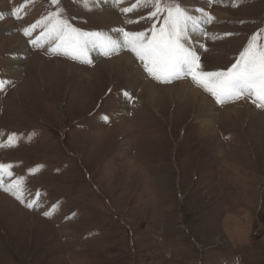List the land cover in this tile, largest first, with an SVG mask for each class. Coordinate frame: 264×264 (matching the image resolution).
<instances>
[{
    "label": "rangeland",
    "instance_id": "1",
    "mask_svg": "<svg viewBox=\"0 0 264 264\" xmlns=\"http://www.w3.org/2000/svg\"><path fill=\"white\" fill-rule=\"evenodd\" d=\"M205 1L204 12L227 15L201 25L204 71L231 67L253 34L264 44V0ZM55 7L0 0V80L9 82L0 91V143L15 136V146L0 147V164L12 165L0 176L5 187L20 180L24 200L0 190V264H264V109L246 97L225 103H237L240 115H215L211 134L187 100L175 104L160 89L149 106L118 69H96L114 54L95 51L86 64L50 53L45 40L33 45L44 31L37 22ZM60 7L75 28L107 32L79 0ZM120 8L125 31L150 36L158 26L151 8ZM123 51L144 79L188 80L217 104L191 77L158 82Z\"/></svg>",
    "mask_w": 264,
    "mask_h": 264
},
{
    "label": "snow or ice",
    "instance_id": "2",
    "mask_svg": "<svg viewBox=\"0 0 264 264\" xmlns=\"http://www.w3.org/2000/svg\"><path fill=\"white\" fill-rule=\"evenodd\" d=\"M50 2L56 6L55 10L37 22L43 25L44 31L40 39L32 41L34 46H41V40H45L50 43V53H62L86 64L92 63L90 53L93 51L110 56L127 49L141 61L149 76L158 82L171 83L191 77L195 84L215 98L217 104L223 105L246 97L257 108L264 109V44L258 43L259 34H253L249 38L235 63L227 70L207 72L202 69L197 52L185 43L189 40L190 26L193 34L198 31L205 34L201 31V25L212 21L213 17L202 9H195L200 15L193 16L181 6L179 0H136L130 7L120 8V11L127 14L139 8H151L148 16L150 19L156 18L158 26L155 23L152 25L150 36L145 32L114 29L111 31L118 33V38H114L104 31H83L75 28L65 18L60 0ZM79 2L87 10H91L97 0ZM122 2L123 0H112L114 6H119ZM37 24L25 28L24 35L29 36ZM7 83L9 82L0 80V91L6 88ZM124 95L130 99L128 93ZM103 119L107 121L108 117L104 116ZM5 146H15L14 134L9 135L7 144L0 143V147ZM6 167L10 169L12 165L0 164V172ZM0 190L9 191L16 199L24 202L20 180L5 187L3 177L0 176ZM26 206L32 208L33 204L28 203ZM44 214L49 215L48 212Z\"/></svg>",
    "mask_w": 264,
    "mask_h": 264
},
{
    "label": "bare ground",
    "instance_id": "3",
    "mask_svg": "<svg viewBox=\"0 0 264 264\" xmlns=\"http://www.w3.org/2000/svg\"><path fill=\"white\" fill-rule=\"evenodd\" d=\"M184 1H185V9L188 10L189 13L193 16L200 15V13L194 11L195 9H202L204 11L207 8V3L205 0H184ZM123 3L124 0L119 6L124 7ZM92 11H93V19H96L99 22H101L102 25H105L106 28L108 29L107 33L112 35L114 38H118V34L115 31H111V30H114L117 26L122 28V25L117 15V12L115 11V6L112 4V0H97L95 6L92 7ZM223 13L221 11H215V14L212 12L209 15L212 16L213 18L217 16L219 17V16L227 15ZM185 43L186 46L192 47L198 54V48H200L199 47L200 32L198 31L196 34H193L190 26L189 40L186 41ZM20 49L21 52L22 50L25 49V46H23V48L20 47ZM94 53L95 51L90 53L91 56L90 58L92 60H94ZM34 58H36L35 54H34ZM53 62L56 63V65H59L58 67H60V64H62V61H60L59 59H54ZM12 63L15 64L16 67H18L21 63V60L19 58H16ZM103 63H107L109 69L112 70H114L115 68L118 69L119 72L125 77V79L128 80L129 87L130 88L134 87L138 89L139 94L142 97L141 99L146 100L149 106L151 105L153 107L154 104L158 101V99H160L161 96L159 91L160 89L161 91H163L164 95H166L171 102L173 103L175 102V104L182 103L183 101L186 100L189 101V104H191L195 112L193 115V120L200 126V129L203 132L211 131V134L217 132L216 130H214V124L217 121L215 115L217 114L218 115L221 114L222 116H226L227 118H231L232 116L237 117L240 115V111L238 109L237 103L223 105L222 107L217 108V104H215L206 96L208 93L207 94L205 93L206 95H204L201 92V90L198 89L199 87L198 88L194 87L193 85H191V83L188 80L187 81L182 80L178 84L172 86H158L144 79L141 74L140 68L136 65L133 58L126 51L122 50L118 53H114V55L111 56L110 60L97 61V64L95 66L96 69L102 66ZM65 64L71 66V69L76 67L66 62ZM76 69H79L81 73L82 71L84 72V70H86L85 68H79V67H76ZM16 70L18 71V69H14V71ZM85 73L87 74V71H85ZM15 74H17V72ZM86 74L83 73V76L84 77L86 76V78L90 79V77H87L88 74L87 75ZM241 105L245 107L246 112L253 111V114L256 113L260 115L257 109L251 108L246 103H241ZM119 109L114 111L113 114L114 118L120 115Z\"/></svg>",
    "mask_w": 264,
    "mask_h": 264
}]
</instances>
